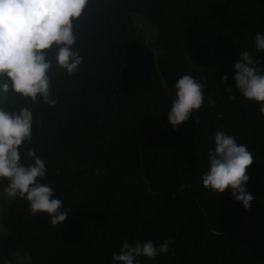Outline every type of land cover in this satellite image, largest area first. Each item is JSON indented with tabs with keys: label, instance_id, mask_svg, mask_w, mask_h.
Masks as SVG:
<instances>
[{
	"label": "trees",
	"instance_id": "16d2710c",
	"mask_svg": "<svg viewBox=\"0 0 264 264\" xmlns=\"http://www.w3.org/2000/svg\"><path fill=\"white\" fill-rule=\"evenodd\" d=\"M73 28V51L83 57L73 75L56 65L55 46L47 51L55 107L0 95L6 111L31 109L22 162H32L28 148L45 161L41 182L69 218L54 227L26 200L0 197V264H16L18 254L30 264H115L125 239L174 242L135 264H264V115L233 79L242 51L264 70V53L255 49L264 0H88ZM185 74L203 84L204 105L173 129L174 85ZM217 130L253 154L248 210L230 189L203 187Z\"/></svg>",
	"mask_w": 264,
	"mask_h": 264
},
{
	"label": "clouds",
	"instance_id": "9594fccd",
	"mask_svg": "<svg viewBox=\"0 0 264 264\" xmlns=\"http://www.w3.org/2000/svg\"><path fill=\"white\" fill-rule=\"evenodd\" d=\"M88 0H0V95L9 92L33 103L38 100L55 107L57 101L51 94L48 73L52 61L47 51L56 49V65L73 75L83 63L76 45L73 21L78 20ZM255 49L264 53V35L255 36ZM249 51H242L234 63L233 77L236 90L241 96L259 105L264 115V70L257 67ZM228 77L221 78L226 83ZM175 99L168 113V122L173 129L187 122L193 113L204 105V86L189 74L182 75L175 83ZM226 91L232 92L229 88ZM230 99H235L230 96ZM215 102L209 101V107ZM198 123V120L196 121ZM33 114L30 108L9 112L0 108V180H6L3 192L9 199L28 202L32 214H46L52 226L61 225L69 218V209L63 201L54 198V189L41 181L47 167L33 148H28L23 163L20 149L31 142ZM208 170L202 176L205 189L222 194L231 190L234 200L245 210L250 209L252 195L246 185L249 176L246 170L253 164V154L247 145L238 143L234 136L217 130L214 134V149L207 153ZM173 241L157 247L152 241L134 245L124 240L119 254H113L115 264H135L138 257L155 259L169 252Z\"/></svg>",
	"mask_w": 264,
	"mask_h": 264
},
{
	"label": "rangeland",
	"instance_id": "374dc122",
	"mask_svg": "<svg viewBox=\"0 0 264 264\" xmlns=\"http://www.w3.org/2000/svg\"><path fill=\"white\" fill-rule=\"evenodd\" d=\"M139 24L140 27L144 33V35L150 40L153 39L156 32L154 31V29L147 23L144 22V20L140 19L139 20ZM7 184L3 183L0 180V197H5L6 195L3 192V188L6 187ZM16 264H30L29 258L27 257V255H23V254H18L16 257Z\"/></svg>",
	"mask_w": 264,
	"mask_h": 264
}]
</instances>
